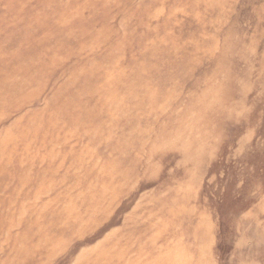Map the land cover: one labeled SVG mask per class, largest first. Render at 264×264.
Returning a JSON list of instances; mask_svg holds the SVG:
<instances>
[{"label": "rangeland", "instance_id": "rangeland-1", "mask_svg": "<svg viewBox=\"0 0 264 264\" xmlns=\"http://www.w3.org/2000/svg\"><path fill=\"white\" fill-rule=\"evenodd\" d=\"M0 264H264V0H0Z\"/></svg>", "mask_w": 264, "mask_h": 264}]
</instances>
